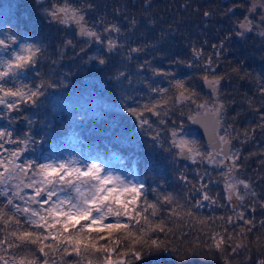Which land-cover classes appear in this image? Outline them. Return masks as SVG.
I'll return each instance as SVG.
<instances>
[{
  "label": "trees",
  "instance_id": "16d2710c",
  "mask_svg": "<svg viewBox=\"0 0 264 264\" xmlns=\"http://www.w3.org/2000/svg\"><path fill=\"white\" fill-rule=\"evenodd\" d=\"M72 1L90 26H98L95 30L99 39L104 40L97 52L100 59H106V68L94 72L99 76L92 73L94 80L86 78L83 71L76 76L73 73L77 59L85 66L89 52L96 51L95 47L89 46L82 51L85 54L76 56L81 50L75 51V43L69 45L62 32L54 34L45 13L37 11L50 4L63 7L62 0H45L40 5H35L34 0H0V33L6 36L14 33L41 49L30 69L20 71L15 81L6 78L5 82L6 88L22 92L39 90L41 94L34 103L14 98L16 108L7 117L4 113L0 115V131L11 133L9 138H14V130H18L14 121L23 118L25 129L17 144L26 150L18 161L30 165L28 170H36L54 155L73 148L85 159L119 161L121 167L117 170L121 175L126 172L128 181L130 174L136 175L143 187L136 202L129 205L131 219L121 216L106 222L119 219L129 225L127 231L120 230L98 241V247L113 249L110 255L83 249L77 255L72 246L58 244L51 238L43 244L17 240L12 232L47 233L42 228L31 227L19 215L21 212L4 209L9 208L8 202L0 195V240L6 241L0 244V255L7 253L10 259H22V264H106L109 259L114 264L119 261L138 264L130 248L142 231L143 240L148 243L158 240L163 246L154 251L155 264H218L222 260L229 264H264V93L261 91L264 89V51L258 28L243 45L236 47L235 53L230 54L226 47L218 51L217 61V55L212 59V53H202L203 61L210 58L218 65L213 74L219 79L217 98L213 100L201 84L204 72L198 69L191 73L182 65L189 63L190 51H195L199 42L208 46L206 36L213 38V31L206 33L193 23L162 18L141 24L134 33L131 24L118 27L119 10L115 0ZM5 13L13 17L8 20ZM254 23L258 26L259 19ZM112 28H118L116 34L119 31L123 36L112 34ZM55 43L59 46L56 50ZM136 43L141 47L137 67L143 66L145 72L128 71ZM168 65L176 71H168ZM177 82L184 87L178 88ZM51 86L55 88L52 97L56 100L44 98ZM182 92L189 98H181ZM206 102L219 104L218 133L231 143L237 179L236 207L229 203L222 181L225 170L211 163L216 159L211 160L209 148L188 125V118L205 109L200 106ZM128 108H134L147 123L141 126L140 119ZM134 121L137 125L131 130ZM182 130L192 133L191 146L198 153L187 162L176 159L173 146L172 132L180 136L184 134ZM7 136L0 138L4 147L10 145L6 142ZM4 147L0 149V158L7 160ZM240 181L249 187L245 188ZM204 195L209 199L204 200ZM150 204L155 209L147 208ZM135 211L141 215L135 216ZM50 231L56 234L55 229ZM92 236H107V230L93 232ZM219 239L224 243L218 249L215 243ZM48 244L55 246L48 248ZM41 247L44 253L39 251ZM135 250H139V245H135ZM125 252L128 254L122 255Z\"/></svg>",
  "mask_w": 264,
  "mask_h": 264
},
{
  "label": "snow or ice",
  "instance_id": "6c2138e0",
  "mask_svg": "<svg viewBox=\"0 0 264 264\" xmlns=\"http://www.w3.org/2000/svg\"><path fill=\"white\" fill-rule=\"evenodd\" d=\"M45 15L60 24L75 23L79 26V35L96 37L99 39L96 32L85 26L84 16L76 9L68 6L52 7L46 11ZM207 15L208 13L206 12L205 16ZM262 23H264V21H262ZM240 28L246 31L252 30V24L248 17H245L244 21L241 22ZM111 30L117 31L115 28H112ZM261 35H264V33H261ZM17 43L18 41L15 35L11 36L10 43L5 39H0V49L4 50L5 55L10 56L9 59H3L0 57V93L3 94L0 95V105H5L9 111L16 108V103L9 102L6 98H22L25 102L34 103L36 98H38L41 94L39 90L22 92L20 89L14 90L12 88L5 87L6 78L16 77L18 72L30 69L31 66L36 63L37 57L41 52V49L32 43L20 44L19 51H15L13 50V46ZM109 46H113L111 41L109 42ZM99 63L103 64L104 60L101 59ZM205 81L214 90L219 83L218 79L209 81L207 77H205ZM176 86L178 88L184 87L180 82H177ZM261 91L264 93V89ZM181 98L188 99L189 97H185L182 92ZM200 107L204 106L201 105ZM220 107H222V105ZM219 110L220 109L217 108V112ZM128 111L133 115H137V118L140 119V116L136 113L134 108H128ZM146 123L147 121L140 119L141 126ZM5 135L10 137L11 133L0 131V138ZM172 136L175 138L177 133L173 131ZM220 141L222 145L229 143L224 136L220 137ZM173 143L181 150V153L186 150L189 158L194 159V155L198 154L190 146V142L187 140L180 139L178 142L174 140ZM3 147L4 145L0 144V149H3ZM221 150L223 151V149ZM11 155L13 157H17L18 152H13ZM8 163L14 164V161L10 160ZM30 167V165H25L23 167L15 165V170L23 171L26 174L28 168ZM0 168H4L5 172H9V169L5 167V161L3 159H0ZM102 171L101 165L95 162L86 164L83 168H72L70 163L39 165L34 175L38 174L42 179L40 181L33 180V184L39 183L41 185L40 187L35 188V196L39 197L46 191L48 199L33 202H39L41 204V208H43V205L48 204L49 200L56 195L54 188L57 183L71 185L75 189L77 197L75 199L72 197H65L64 199L57 201V203L51 208L45 210L48 213L47 216L41 215L39 211L32 210L29 207L22 209L24 213L30 214L28 224L34 228L44 229L47 235L32 231H21L19 234H17V232H12L11 235L21 242L32 244H43L45 240L51 238L52 241H55L58 244H67L72 246L77 255L81 254V249H83L84 252L104 251L110 255L113 249L104 247L103 245L98 247V241L107 239L112 236L113 233L120 230L127 231L129 229V225L127 223H121L119 219L112 223H105V220L110 216L117 218L121 216H128L129 219H131L132 217L129 216V205L136 202V199L140 196L143 185H129L122 180L120 176H113L111 174L103 175ZM73 173L76 174V179L78 181L81 180V177L85 178L81 181L84 185L83 190L79 184L73 183V180L71 179ZM3 177L4 172H0V182L3 181ZM240 183L243 184L245 188L249 187L248 184L243 181H240ZM27 186L31 185H26V187ZM228 187L229 189H232L233 186L229 185ZM122 193H130L132 195V199L122 200ZM238 198L242 199V197ZM203 199L208 200L209 197L204 195ZM8 203L11 204L12 201L9 200ZM113 205H116L117 207L114 209ZM155 207V205H147V208L155 209ZM120 209H123V211ZM19 210L20 209H18V211ZM154 214L155 212H153V215ZM140 215V211H135V216L138 217ZM32 217H38V219H31ZM241 218H243V214H241ZM8 219L11 220L12 217H9ZM146 219L147 218L145 217V220ZM49 220H51V222H49ZM245 223H248V221H245ZM16 224L17 226H20V221L16 220ZM57 225H59V228H57ZM158 228L160 231H163L162 227L158 226ZM50 229H55L56 234L53 235ZM61 229L63 230L62 232L60 231ZM104 230H107V236L93 238V232L100 233ZM5 242L6 241L0 240V244H4ZM110 243H119V241H110ZM223 243V239L216 240L215 247L219 249ZM135 245H139V250H135ZM11 246L12 245L9 244V247ZM54 246L55 245L53 244L47 245L48 248H53ZM162 247L161 242L158 240H151L150 243L143 240V232L141 231L140 236L133 239L130 251L132 257L136 262H138V264H155L156 256L154 255V251H158ZM39 251L44 253V248L41 247ZM65 252H67V248H65ZM127 254L128 253L125 252L122 255ZM5 264H7V262H5ZM32 264H35V262H32ZM106 264H114V262L109 259ZM117 264H123V261H119Z\"/></svg>",
  "mask_w": 264,
  "mask_h": 264
},
{
  "label": "rangeland",
  "instance_id": "374dc122",
  "mask_svg": "<svg viewBox=\"0 0 264 264\" xmlns=\"http://www.w3.org/2000/svg\"><path fill=\"white\" fill-rule=\"evenodd\" d=\"M62 5L68 6V7H71L73 9L77 10L76 4L72 0H62ZM52 7H60V6H57V4H55V5L50 4L48 6L43 7L41 9V11H40V9L37 11L40 13L42 12L44 14V13H46V11L48 9H50ZM79 13L84 16V14L81 13L80 11H79ZM5 15H6V18L8 20L13 17L12 14H10V13H5L4 16ZM44 17L50 23L51 27L53 26L51 29H53L52 31L54 34H57L58 32L60 34L62 32V34H64L63 36H65L64 37L65 40L66 39L68 40L67 42L69 45L72 44V46H73V43H75L74 47H77V48H75V51L81 50V53L76 54V56H80L81 54H85V52H82V51L87 49L89 46H93L96 49V51H90L89 52L90 57H89L88 61L86 62L85 66L81 64L82 60L77 59L79 61L74 64L76 72H75V74L73 73V76H76V74L80 71H83L86 78H89V79L92 78V80H94V78L92 77V73L95 76H99V75H97V73H94V72H99L100 70L102 71L103 68H106L104 66L107 64L105 58H102V60H104L103 64L99 63V61L101 59L99 57V52H97V50H99L97 48L98 47L100 48V46H102L104 40L97 39L96 37H88V36L79 35V26L76 25L75 23L60 24L56 21L51 20V18L47 17L45 14H44ZM84 22H85V26L88 29L96 32L97 37H99L98 32L95 30L98 26L97 25H93L94 27L90 26L91 24L87 23L85 16H84ZM12 35H15V34L10 33V35L6 36L5 34L0 33V39H5L6 41H8L10 43ZM15 37L18 41V43L15 46H13V50H15V51H19V45L20 44L30 43V42H28L27 39L25 40V39L17 38L16 35H15ZM71 38H74V41H72ZM58 47L59 46H57L55 43L54 49L56 50ZM0 57H2L3 59H9L10 58L9 55L4 54L3 49H0ZM110 57L111 56H108V59H110ZM205 73H206V71L204 72V77H202V83L205 82ZM20 75H21V73L18 72L16 77H18ZM16 77H8V79L10 81H15ZM85 77L83 78L84 81L86 80ZM102 77H104V76H102ZM210 78H213V80L218 79L216 77V75H213ZM50 82H51V84H53V81H50ZM97 83H99V82H97ZM54 93H55V88L51 86L50 91H47L44 94L45 95L44 98L49 99V100H51V98H53V100H56V98L52 97ZM6 99L9 102H12L13 100H15L12 97H8ZM203 106L205 109L212 110V111H217V108H219V104L216 102H214V103L206 102L203 104ZM10 112L11 111H9L5 107V105H0V115L4 113L5 116L7 117ZM96 112H97V110H96ZM1 119H2V117L0 116V120ZM3 119H6V118L3 116ZM14 122H15V126L17 127L18 130H14V134H15L14 138L11 139V138H9V136L6 137V138H9V141H11V142H9L10 145H6L4 147L5 148L4 156L7 157V160L4 158H3V160L5 161V167L9 169V172H5L4 170L0 171V172H4L3 181L0 182V195L3 196V198L5 197L7 202L9 200L12 201L11 204H9V203L7 204V206L9 208H4V209H10V211L15 210L17 213L21 212L20 214L19 213L18 214L22 215V217L28 221L30 214L24 213L22 211L23 208L29 207L32 210L39 211L41 215L47 216L48 213H47V211H45L46 209L51 208L54 204L57 203V201L62 200L65 197H72L73 199H75L77 197V193L75 192V189L71 185H65L63 183H57L55 188H54L56 195L53 196L51 198V200H49L48 204H44L43 208H41V204L39 202H33V201H42L44 199H48V197H47L46 191L44 193H42V195L39 197L35 196V188L40 187L41 185L39 183L33 184V180L40 181L42 179L38 174L34 175V173H36L37 169L36 170H27L26 174L23 171L15 170V165H20L21 167L25 166V163L21 162L20 160L18 161V158L25 153L26 147L25 146H18V144H17L18 140H22V132L24 131L23 129H25L23 127L24 120L22 117H18L15 119ZM27 123H26V125H27ZM136 125L137 124L134 121V126L131 130H133L136 127ZM181 132H183L184 134L180 135V136L177 135L175 138L173 137V139L176 142H178L180 139H184V140H187L190 142V146L193 145L194 136L192 135V133H188L186 130H182ZM69 139L71 141V138H69ZM173 146L175 148L176 156H177V154H179L181 152V150L178 147H176L174 143H173ZM13 152H18V156L13 157L11 155ZM1 154H2V152H1ZM1 154H0V156H1ZM196 156L197 155H194V158ZM217 158H219V159H217ZM191 159H193V158H189V155H188V160H191ZM212 159H216V160H212ZM10 160L14 161V164L8 163V161H10ZM109 160H111V158H109ZM211 160H212L211 163L213 165H220L223 162L222 160H224V159H222L220 157H212ZM233 160H234V158H233V154L231 152V147H230V151H229V155H228L229 165L227 167H222L225 170L224 176L222 177V179H223L222 181L225 183L226 191L230 197V198L228 197L229 203L236 205L238 203V201H236L234 199V192H235V188L237 186V179L234 176L236 169H235V166L233 164ZM93 162L101 165V168L103 170L102 171L103 175L111 174L113 176H120L121 179L124 180L129 185H132V184H135L137 186L141 185V182L136 177V175L130 174L131 180H129V181H128V178L125 176L126 172H123L121 175V172L117 170L121 167V163L119 161H116V160L107 161V159L103 158V159H101L100 162H97L95 160H92L91 157H87V159H85L84 157H82L80 155L79 152L76 153L73 148L72 149L68 148L67 150L61 152L60 154H57V156L54 155L53 157L50 158V161L46 162V164L70 163L72 168H83L86 164L93 163ZM71 179L73 180V183L79 184L82 187V190L84 189V185L81 183V181H83L85 178L81 177V180L78 181L76 179V174L73 173ZM92 183H94V182H92ZM26 185H31V186L26 187ZM229 185L233 186L232 189H229V187H228ZM130 197H131L130 193H122L121 194L122 200L129 199ZM116 207H117L116 205H113L114 209ZM18 209H20V210L18 211ZM31 219H38V217H32ZM112 219H114V216L108 217L105 220V223L108 221H112ZM49 222H51V220H49ZM6 254L0 255L1 256L0 262H2V264H5V262H7V264H22L23 263L22 259H20V260H17V258L10 259L8 256H7V259L5 260Z\"/></svg>",
  "mask_w": 264,
  "mask_h": 264
},
{
  "label": "flooded vegetation",
  "instance_id": "af4514ba",
  "mask_svg": "<svg viewBox=\"0 0 264 264\" xmlns=\"http://www.w3.org/2000/svg\"><path fill=\"white\" fill-rule=\"evenodd\" d=\"M115 6L117 10H119V16H117L118 27L121 28L122 26L131 24L133 25L134 33L139 31L141 24L162 18L169 22L193 23L200 30L206 31V33L213 31L215 33L213 38L206 36L209 40L207 43L208 46L205 42H199L198 48L195 49V51H190L191 57L189 63L182 64L187 67L191 73H194V71L198 69L201 72L206 71L205 74H207V76L205 77H207L209 81H212L213 78L208 77V74L213 75L218 68L215 62H211L212 59H215V55H217L215 59L217 61L218 51L227 47V50H230V54L231 52L235 53L236 47L240 44L243 45L245 42L244 40L251 37L257 28L260 35L264 33V23H262V21H264V0H115ZM206 12L208 13L207 16H205ZM245 17H248L251 21V31L240 28V24L244 21ZM257 18L260 21L258 26L254 23ZM109 32H111V30H109ZM106 34H104L105 39ZM112 34L118 37L123 36L119 31L117 34L115 31ZM261 36L263 38L262 47L264 51V35ZM109 48L111 47L109 46ZM140 48L141 47L137 43L133 46L132 67L128 68V71L145 72L143 66L137 67L141 52ZM204 51L212 53L214 58H206L203 61L201 56ZM171 69L176 71L168 65L167 70L170 71ZM147 71L151 72L149 68ZM161 71L164 73V68L161 69ZM176 75L179 76L182 75V73H177ZM205 83L206 81L203 83L201 82L203 87ZM209 94L211 95V93ZM224 160L222 161L224 162ZM223 162L220 164L221 167H227L229 165V162L226 165H223ZM3 170L4 168H0V171ZM6 259L7 256L5 257V260ZM0 264H2V262H0Z\"/></svg>",
  "mask_w": 264,
  "mask_h": 264
},
{
  "label": "water",
  "instance_id": "95a60500",
  "mask_svg": "<svg viewBox=\"0 0 264 264\" xmlns=\"http://www.w3.org/2000/svg\"><path fill=\"white\" fill-rule=\"evenodd\" d=\"M44 1L45 0H34V3L35 5H40ZM204 89L206 92L211 93L213 99H216L217 88H215L214 90L208 83H205ZM187 121L189 127L200 135L205 145L209 148L210 157L224 158L225 160L223 162V165L228 164V154L230 151L231 143L229 141V143L225 145L221 144L220 136L218 134V129L220 126L219 113L217 111L203 109L200 113L190 116ZM133 126L134 122L132 123L131 129L133 128ZM221 149H223V151ZM176 159L180 162H187V151L185 150L183 153L180 152L179 154H177ZM233 206L236 207L237 204ZM218 264L229 263L227 260H222Z\"/></svg>",
  "mask_w": 264,
  "mask_h": 264
}]
</instances>
